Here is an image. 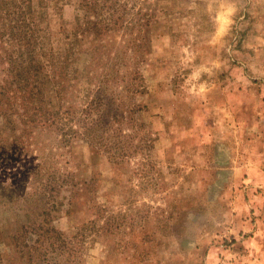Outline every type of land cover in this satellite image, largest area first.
I'll use <instances>...</instances> for the list:
<instances>
[{
    "label": "rangeland",
    "instance_id": "obj_1",
    "mask_svg": "<svg viewBox=\"0 0 264 264\" xmlns=\"http://www.w3.org/2000/svg\"><path fill=\"white\" fill-rule=\"evenodd\" d=\"M29 9L44 37L36 58L50 68L34 79L36 63L0 42V264H42L22 247L37 236L32 221L42 223L40 197H19L31 160L78 184L74 206L70 185L59 189L47 227L78 234L81 264H264V0H31ZM71 47L57 99L56 51ZM104 63L120 70L101 98L113 97L114 118L94 132L105 143L64 144L56 125L24 124L23 98L83 107ZM11 67L28 82L12 83Z\"/></svg>",
    "mask_w": 264,
    "mask_h": 264
},
{
    "label": "trees",
    "instance_id": "obj_2",
    "mask_svg": "<svg viewBox=\"0 0 264 264\" xmlns=\"http://www.w3.org/2000/svg\"><path fill=\"white\" fill-rule=\"evenodd\" d=\"M1 1L3 2V5L6 6L0 7V20L6 24L0 37L1 46L5 51H7L8 48L15 50L17 53L16 56H18V58L22 57V61H27L29 64L35 62L36 64L34 67H36V69L28 72H34L35 79V77L39 75L41 69L47 67L50 68V63L48 59L45 58V55H42V57L45 58V61H39V59L36 58L37 49L44 46V37L41 34L40 20L38 19V16L34 15L29 9L31 6V0ZM69 51L70 55L68 56L62 55L60 51H56V56L61 66V74L57 69L53 70L56 79L55 96L57 99H61V97L65 96V78H63L62 73H70H68L71 68L69 62L74 55L76 56L77 54L76 47H71ZM113 68H116V73H120V70L117 69L116 65L110 67L106 63L102 65L98 64V68L95 72L98 73L97 86L94 91L96 96L94 95L95 97H92L83 107H78V109L80 108L79 110L73 108L71 105L64 108V110L60 109V105H57L54 110H51L49 107L43 109L41 105L36 104L34 99H31L32 101H30L23 98L21 109H24L21 110L19 116H22L26 120L21 117L18 118L22 119L24 124H29V122L34 123V126L42 127L46 123L49 125H56L60 130V136L64 144L71 141L74 137L85 138L91 147L94 146L93 141L95 144L96 142L105 143V137H103L101 133L100 135L97 134L96 137L94 132H99L98 129H101L102 133L106 132L110 120H108L107 117L114 118V115L110 114V99L113 97L111 96L108 98L109 100L106 99V101H104L105 99H101L102 97L105 98V96H107L106 94L108 93H106V91L110 88V82L114 81ZM73 70H75V68ZM88 71L90 70H87L86 73H89ZM8 72L13 76L11 78L12 83H14L15 79H17L18 82L25 81L26 83L29 80V77L27 76L28 74H25L20 70H15L11 67L8 69ZM12 73H14V75ZM91 73L93 72L91 71ZM33 81L35 83L34 87H38L36 81ZM24 88V86L20 87L23 91L25 90ZM125 89L128 90V87H125ZM34 90L35 89H31L32 96H35L33 93ZM36 91L39 92L37 89ZM4 93L5 92L1 89L0 95ZM24 94H28V92H25ZM56 102L60 103L59 101ZM29 104H31V106ZM8 106H10L15 112L20 109L14 100H11ZM93 109L96 110V112H94ZM46 169L45 172L42 171L40 160L37 162L31 160L30 164L20 173V180H23L25 186L29 187L30 190L22 189L19 197L24 203L28 202L26 199L28 195H30L29 197L31 198L40 197L35 201L40 202L41 211L39 215L42 220V223H39L37 220L34 222L32 221L29 229L32 234H36L37 236L32 239L30 243L25 242L22 247L26 248L25 250L28 252L27 255H29L28 257L32 262L34 259L30 256V252L35 251L37 253V257H35L37 260H40L42 264H53L52 259L61 256L63 253L70 257L64 261L65 264H81V258L77 254L79 246L77 249V247L73 245L74 239L78 234L75 236L72 235L68 238L62 231H58L50 225L47 227V224H49L48 216L51 211L56 210L55 208L59 203V201L55 199L59 189L63 188L65 185H70V194L69 198L67 197L66 199V204L69 207L74 206V203L76 202L75 192L79 189L78 184L72 183L69 179L70 174H67L66 172H63V175H55L51 172L53 169L52 166H49ZM9 192L10 196H13V192ZM30 211L32 213L31 209ZM18 245L19 243L16 241L15 246L18 247ZM18 251L19 253H22V255L25 252L21 247H18ZM53 256L55 257L53 258ZM35 264L38 263L35 262Z\"/></svg>",
    "mask_w": 264,
    "mask_h": 264
}]
</instances>
